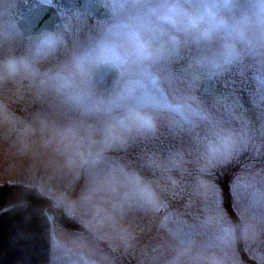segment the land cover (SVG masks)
Returning a JSON list of instances; mask_svg holds the SVG:
<instances>
[{
    "label": "rangeland",
    "instance_id": "374dc122",
    "mask_svg": "<svg viewBox=\"0 0 264 264\" xmlns=\"http://www.w3.org/2000/svg\"><path fill=\"white\" fill-rule=\"evenodd\" d=\"M107 1L115 7L109 21L69 15L66 30L49 34L57 41L51 49L38 48V39L21 42L9 19L16 1L1 2L0 60L22 59L34 71L0 77V184L35 189L59 209L68 202L60 210L74 230L79 222L103 242L63 237L49 213L50 264H241L245 252L248 264H264V0ZM169 3L172 24L158 9ZM102 39L116 46L123 78L93 91L90 70L110 58L95 59L81 89L77 61L93 56ZM136 39L150 56L137 57ZM161 44L167 52L155 61ZM206 76L218 92L202 101L196 88ZM80 91L85 102L69 98ZM243 101L258 107L256 116ZM208 137L215 141H201ZM240 152L243 170L224 202L213 169ZM141 165L175 176L159 185L173 188L170 205L136 174ZM108 246L111 257L96 251Z\"/></svg>",
    "mask_w": 264,
    "mask_h": 264
},
{
    "label": "water",
    "instance_id": "95a60500",
    "mask_svg": "<svg viewBox=\"0 0 264 264\" xmlns=\"http://www.w3.org/2000/svg\"><path fill=\"white\" fill-rule=\"evenodd\" d=\"M81 1L96 16L108 13V10L102 9L101 1ZM58 20L54 10L39 7L28 12L20 25L24 33L29 35L49 29ZM116 77V70L109 63L93 72L95 87L99 89L112 86ZM23 195L32 203L22 204L0 216V264H47L48 224L41 215V210L50 204L35 195L24 193L18 186L0 190V204Z\"/></svg>",
    "mask_w": 264,
    "mask_h": 264
},
{
    "label": "clouds",
    "instance_id": "9594fccd",
    "mask_svg": "<svg viewBox=\"0 0 264 264\" xmlns=\"http://www.w3.org/2000/svg\"><path fill=\"white\" fill-rule=\"evenodd\" d=\"M205 14L214 18V13L209 8L205 9ZM198 19L199 17L190 18L191 22L193 23H195ZM56 43V38L51 35H45L38 38V48L40 49L54 48ZM135 51L137 57L140 58H147L151 55L147 45L143 40L140 39H136L135 41ZM99 58H110L115 61L124 62L118 55L116 46L109 40L102 39L98 43L93 56L85 57L77 61L76 75L79 78L81 89L87 88L89 64L95 59ZM33 71L34 70L32 69L31 65H29V63L25 60L17 59L15 57H8L0 60V77L2 78H14L18 75L29 74ZM64 86L68 87V84L66 83ZM69 98L78 103L85 102L86 93L84 91H80L72 94Z\"/></svg>",
    "mask_w": 264,
    "mask_h": 264
},
{
    "label": "trees",
    "instance_id": "16d2710c",
    "mask_svg": "<svg viewBox=\"0 0 264 264\" xmlns=\"http://www.w3.org/2000/svg\"><path fill=\"white\" fill-rule=\"evenodd\" d=\"M236 166V165H235ZM235 167L233 165L227 167L224 169V172L222 174H216V180L219 184L223 186V192H227V186L226 183L229 179V177L233 174Z\"/></svg>",
    "mask_w": 264,
    "mask_h": 264
},
{
    "label": "bare ground",
    "instance_id": "6f19581e",
    "mask_svg": "<svg viewBox=\"0 0 264 264\" xmlns=\"http://www.w3.org/2000/svg\"><path fill=\"white\" fill-rule=\"evenodd\" d=\"M162 19H163V17H162ZM147 27H148V29H149V26H147ZM147 27H146V28H147Z\"/></svg>",
    "mask_w": 264,
    "mask_h": 264
}]
</instances>
